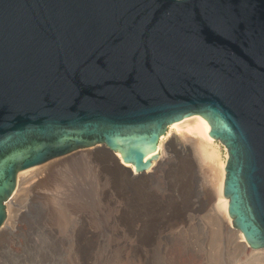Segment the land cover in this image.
I'll list each match as a JSON object with an SVG mask.
<instances>
[{
    "label": "water",
    "instance_id": "water-1",
    "mask_svg": "<svg viewBox=\"0 0 264 264\" xmlns=\"http://www.w3.org/2000/svg\"><path fill=\"white\" fill-rule=\"evenodd\" d=\"M191 116L264 249V0H0V230L21 172L102 145L142 174Z\"/></svg>",
    "mask_w": 264,
    "mask_h": 264
},
{
    "label": "rangeland",
    "instance_id": "rangeland-1",
    "mask_svg": "<svg viewBox=\"0 0 264 264\" xmlns=\"http://www.w3.org/2000/svg\"><path fill=\"white\" fill-rule=\"evenodd\" d=\"M185 130L163 137L169 163L154 178L153 170L134 178L102 145L47 162L22 227L0 241V264H241L231 246L240 232H228L214 197L215 166L197 147L181 152L193 136Z\"/></svg>",
    "mask_w": 264,
    "mask_h": 264
},
{
    "label": "bare ground",
    "instance_id": "bare-ground-1",
    "mask_svg": "<svg viewBox=\"0 0 264 264\" xmlns=\"http://www.w3.org/2000/svg\"><path fill=\"white\" fill-rule=\"evenodd\" d=\"M171 127L177 128L179 130L186 129L188 130V132H191L193 134V136H190V137L189 136L187 137L184 136L185 138L183 137L185 139V143H189L190 145L187 146V144L181 143L180 146H178L181 152L187 153L188 150L190 151L191 148L197 147L201 151L202 155L204 156V159L206 161L209 160V162H211L209 165L211 167L215 166V168L212 169V171L214 172V177H215L214 197H215V200L217 201V207L220 209L222 216L224 217V220H225L224 222L226 223L225 226L228 228V232L231 231L230 233L232 232L235 233L236 231L234 230L233 221L228 212V201L224 195L226 161H223L221 159L220 154H219V149H218V146L216 145V142L214 140H211V136L209 135L210 126L207 124L206 118L191 116L177 125H172ZM164 145H165V140L163 138L162 141L159 143V147H158L159 152L163 149ZM102 151L103 149L99 147V145H97V146H94L93 148L91 147V149L88 152H91L93 154H98L99 152H102ZM114 160L121 164L122 160H121V156L119 153H117L114 156ZM168 163H169V159H166V158H161L159 161L154 162L153 163L154 166L148 170V172L150 170L151 171L153 170V174L149 175V177H152V178L157 177V173L159 171H162L165 168V166L168 165ZM48 166L49 164L43 165L40 167H36L30 170L21 172L19 174L17 189L15 190L13 196L9 199V202L7 203L8 217H7L5 224L1 228L0 241H2V239L7 237L9 234L11 235L12 232H15L17 228L22 227V225L20 227L18 223L19 221L23 219V216L25 215L24 214V210L26 207L25 205L27 204V202L29 204L35 198L38 197V194L40 193L39 186L41 185L42 180L45 177H47L50 171H52L51 170L52 168ZM122 168L130 170L134 178L138 177V173L128 164L122 163ZM231 246L234 249H237L238 251L242 253L243 259L241 261V264L243 263L245 264L246 262L264 261V249L251 251L250 246L245 245L241 232L239 235L235 236V238L232 241ZM246 249L250 250L249 253L247 252L248 254H245Z\"/></svg>",
    "mask_w": 264,
    "mask_h": 264
}]
</instances>
